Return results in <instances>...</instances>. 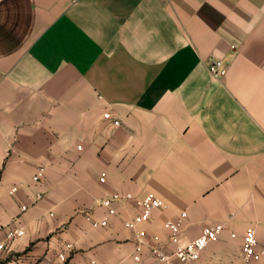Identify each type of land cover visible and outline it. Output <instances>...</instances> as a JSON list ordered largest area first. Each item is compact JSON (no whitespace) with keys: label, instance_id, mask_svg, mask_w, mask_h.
Masks as SVG:
<instances>
[{"label":"crops","instance_id":"obj_1","mask_svg":"<svg viewBox=\"0 0 264 264\" xmlns=\"http://www.w3.org/2000/svg\"><path fill=\"white\" fill-rule=\"evenodd\" d=\"M179 212L180 242L225 223L194 264H243L248 227L264 264V0H0V260L159 264L136 232L172 252Z\"/></svg>","mask_w":264,"mask_h":264},{"label":"built area","instance_id":"obj_2","mask_svg":"<svg viewBox=\"0 0 264 264\" xmlns=\"http://www.w3.org/2000/svg\"><path fill=\"white\" fill-rule=\"evenodd\" d=\"M209 72L214 76H221L225 72V67L221 65V62L218 60L212 61L208 65ZM111 117L110 113L105 112L103 118L109 119ZM119 121L113 120V126H118ZM43 177V168H38L34 173L32 180L39 181ZM104 175L101 174L99 180L103 181ZM15 189L13 188L12 191ZM131 194H112L102 198L98 203L100 206L107 209L108 215H115L116 211L111 207L113 201H127L131 199ZM136 205L139 208V212L131 218H125L122 221V224L125 228L134 229L137 225L142 224L150 220L151 214L154 210L165 208L164 203L161 199L157 198L151 193H146L143 197L136 200ZM186 217L185 212H179L176 214L175 219L168 220L165 222L164 226L169 231V240L174 244V249L172 252L166 253L162 249L161 242L157 236H154L152 239L154 244H146L143 242L145 237L144 230H139L136 232L137 243L135 246L134 260H140V253L142 246L147 245L149 253L154 256L156 261L159 264H194L200 257L203 250L207 245L215 241L218 235L224 230L225 223L217 222L208 226H205L201 229L200 234L192 240L186 242H180L178 231L181 223ZM107 221L103 218L100 221L92 222V227H104L106 226ZM23 234L22 230H16L9 234L10 236H21ZM231 237H234V234H230ZM257 242L255 238V229L253 227L246 228L241 236V260L243 264H252L257 263L261 260L263 252L256 248ZM4 244L0 243V251L3 250ZM62 258V254L59 255Z\"/></svg>","mask_w":264,"mask_h":264},{"label":"trees","instance_id":"obj_3","mask_svg":"<svg viewBox=\"0 0 264 264\" xmlns=\"http://www.w3.org/2000/svg\"><path fill=\"white\" fill-rule=\"evenodd\" d=\"M0 264H8V260H0Z\"/></svg>","mask_w":264,"mask_h":264}]
</instances>
